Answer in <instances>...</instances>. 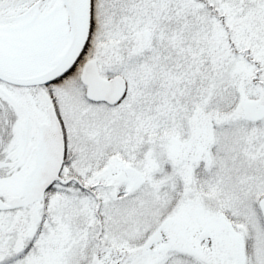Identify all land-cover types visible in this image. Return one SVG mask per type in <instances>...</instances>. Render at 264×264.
<instances>
[{"label": "snow or ice", "instance_id": "6c2138e0", "mask_svg": "<svg viewBox=\"0 0 264 264\" xmlns=\"http://www.w3.org/2000/svg\"><path fill=\"white\" fill-rule=\"evenodd\" d=\"M0 264H264V0H0Z\"/></svg>", "mask_w": 264, "mask_h": 264}]
</instances>
